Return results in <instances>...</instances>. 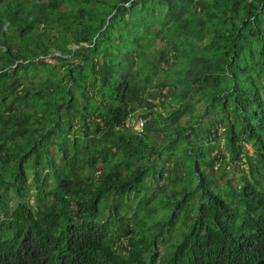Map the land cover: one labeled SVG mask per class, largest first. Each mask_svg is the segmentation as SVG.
I'll list each match as a JSON object with an SVG mask.
<instances>
[{"label": "trees", "instance_id": "16d2710c", "mask_svg": "<svg viewBox=\"0 0 264 264\" xmlns=\"http://www.w3.org/2000/svg\"><path fill=\"white\" fill-rule=\"evenodd\" d=\"M0 264H264V0H0Z\"/></svg>", "mask_w": 264, "mask_h": 264}, {"label": "rangeland", "instance_id": "374dc122", "mask_svg": "<svg viewBox=\"0 0 264 264\" xmlns=\"http://www.w3.org/2000/svg\"><path fill=\"white\" fill-rule=\"evenodd\" d=\"M154 46H155L156 49H161L163 47L162 46V43H160V42H156ZM131 121L132 120H130L126 124V126L132 125V122ZM247 149L249 150V152L251 151L250 146H247ZM217 174L220 176V180H221L222 183H224L228 179L231 180V181H233V179H236V177H237L236 171L230 165L227 166V167H225V169H218V173ZM43 175H45V173ZM12 201H14V200H12ZM132 210H133L132 206H129L128 209H127V211H126L127 216H131L132 215ZM142 214H143V212H141V211H135L136 218L142 217ZM104 216H106V214H104ZM121 242H126V238H123L121 240ZM121 244H123V243H121Z\"/></svg>", "mask_w": 264, "mask_h": 264}, {"label": "clouds", "instance_id": "9594fccd", "mask_svg": "<svg viewBox=\"0 0 264 264\" xmlns=\"http://www.w3.org/2000/svg\"><path fill=\"white\" fill-rule=\"evenodd\" d=\"M130 120H132V121H131V122H132V125H130V127L133 129V131H134L135 133H140V132L134 130V128H133V124H134V122H137L138 120H142V119L140 118V119H138V120H135V119H131V118H130V119L127 120L126 124H127ZM142 121H143V120H142ZM143 123H144V121H143ZM142 129H143V128H142ZM11 202H13V201L11 200ZM29 202L31 203L32 200H29ZM121 243H123V245L126 246V245H127V239H126V242H120V243H118V245L121 244ZM121 245H122V244H121Z\"/></svg>", "mask_w": 264, "mask_h": 264}, {"label": "built area", "instance_id": "2783aa9c", "mask_svg": "<svg viewBox=\"0 0 264 264\" xmlns=\"http://www.w3.org/2000/svg\"><path fill=\"white\" fill-rule=\"evenodd\" d=\"M133 128H134L135 131L141 132L142 128H143V121L142 120H138L137 122H134Z\"/></svg>", "mask_w": 264, "mask_h": 264}]
</instances>
